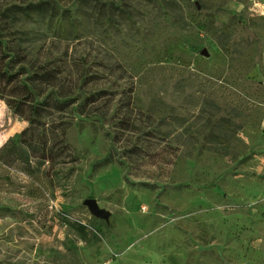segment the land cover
<instances>
[{
	"label": "rangeland",
	"instance_id": "1",
	"mask_svg": "<svg viewBox=\"0 0 264 264\" xmlns=\"http://www.w3.org/2000/svg\"><path fill=\"white\" fill-rule=\"evenodd\" d=\"M40 2L45 15L16 14L17 36L66 69L70 149L26 169L28 123L0 99V264H264V0H0V13ZM127 89L134 128L118 132Z\"/></svg>",
	"mask_w": 264,
	"mask_h": 264
},
{
	"label": "trees",
	"instance_id": "2",
	"mask_svg": "<svg viewBox=\"0 0 264 264\" xmlns=\"http://www.w3.org/2000/svg\"><path fill=\"white\" fill-rule=\"evenodd\" d=\"M48 10V4L40 2L13 5L0 13V99L15 115L28 123L18 134L17 142L31 151V154L27 150L16 151L22 156L26 169L31 168V161L39 166L46 162L53 165L58 159H65L70 149L65 140L68 126L62 120V115L73 104V99L68 98L67 91L60 84L66 69L52 59L40 62L29 57V53L22 50L16 31L17 13L45 15ZM132 92L131 89L122 91L112 115L115 123L113 126L118 132L133 131L134 126L126 117L132 109ZM97 94L100 95L98 100L108 112L116 93L102 90ZM111 161L110 155L102 160ZM76 230L85 240H89L90 231L86 226L78 224Z\"/></svg>",
	"mask_w": 264,
	"mask_h": 264
},
{
	"label": "water",
	"instance_id": "3",
	"mask_svg": "<svg viewBox=\"0 0 264 264\" xmlns=\"http://www.w3.org/2000/svg\"><path fill=\"white\" fill-rule=\"evenodd\" d=\"M202 53L205 54L206 51L203 49ZM83 204L88 208L92 215L108 220L110 213L107 210L100 208L95 198H87L83 201Z\"/></svg>",
	"mask_w": 264,
	"mask_h": 264
}]
</instances>
